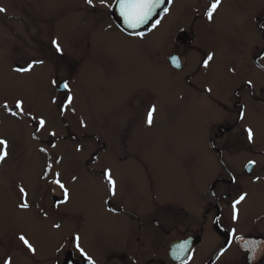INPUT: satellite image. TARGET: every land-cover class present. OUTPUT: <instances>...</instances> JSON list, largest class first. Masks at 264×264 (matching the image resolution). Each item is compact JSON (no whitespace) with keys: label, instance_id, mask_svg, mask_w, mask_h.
Here are the masks:
<instances>
[{"label":"rangeland","instance_id":"1","mask_svg":"<svg viewBox=\"0 0 264 264\" xmlns=\"http://www.w3.org/2000/svg\"><path fill=\"white\" fill-rule=\"evenodd\" d=\"M113 1L105 0L106 7L100 0H0V139L7 141L0 161V264L4 256L10 264H55L71 249L66 241L77 236L98 264H117L106 262L126 244L116 200L140 207L156 191L165 200L153 198L155 209L191 198L207 174L201 172L204 162H213L211 135L237 116L231 111L234 89L247 81L255 88L264 83L253 60L264 47L256 24L264 0H220L211 20L206 13L214 0H173L169 7L168 1L160 23L134 37L113 18ZM173 56L184 64L182 71L174 69ZM34 61L43 62L17 71ZM61 80L68 85L64 91L57 88ZM18 100L22 112L15 109ZM250 108L244 126L253 122ZM230 140L249 142L236 129L214 143L220 148ZM105 172L115 181V194ZM56 173L67 189L64 202V190L51 183ZM199 199V209L187 208L186 227L213 237L207 233L211 216L203 212L206 199ZM22 202L29 207L21 208ZM170 226L174 236L178 225ZM137 255L141 262L147 257L143 247ZM190 264L203 261L196 257Z\"/></svg>","mask_w":264,"mask_h":264},{"label":"flooded vegetation","instance_id":"2","mask_svg":"<svg viewBox=\"0 0 264 264\" xmlns=\"http://www.w3.org/2000/svg\"><path fill=\"white\" fill-rule=\"evenodd\" d=\"M171 4L172 2L168 7ZM263 19L264 15L257 17L256 24L264 40ZM116 27L120 29L118 26ZM122 32L132 37L146 33L145 31ZM259 52L256 56L253 55V60L264 72V65L260 60L264 53V47ZM179 65V68H174L178 72L185 68L182 62H179ZM61 82L66 83L64 80ZM233 93L236 100L231 111L236 109L237 116L235 120L230 119L228 125L225 123L217 125V133L211 135L209 146L214 154L212 158L214 163L209 162V158L204 162L201 172H207V174H203L204 178L199 179L198 187L195 185L192 197L188 199L183 196L178 203H171L173 207L164 203L157 205L161 211L158 208L153 209L151 206L152 201L155 203V197L156 200H165L164 196L156 191H154L155 196L152 195L150 199L140 201L142 203L140 207L129 205L123 198L125 202H119L117 199L116 205L119 204V206L115 209L118 213L116 216L120 218L122 215L120 223L127 233L124 239L126 244L118 254L111 253L106 262H112L114 259L113 262L117 264H190L198 257L203 261V264H264V138L260 140L264 125L261 126L259 120H256L258 118L264 120V83L255 88L253 82L249 84L247 81L244 84H238ZM245 96L249 98L246 99ZM249 102L252 105H248ZM249 106H251L249 110L254 118L251 124L244 126L241 121ZM236 129L247 139L246 129H251L252 140L255 141L230 140L218 148L214 140L224 137L225 134L234 133ZM3 147L0 145V148ZM231 150L237 152H231ZM107 184L109 185L108 182ZM152 185H154L153 182ZM61 193H63V189H61ZM242 195L244 199L236 204L237 218L233 220V203L239 200ZM200 196L206 199V207L203 212L207 217L211 216L210 218L206 217L209 219L207 233L212 234L213 237L203 235L200 227L192 230L186 227L189 222L187 212L191 214L187 208H195L197 202L201 201ZM60 199H62L61 202L65 201L64 197ZM56 200L58 201V199ZM170 200L172 199L170 198ZM123 204L128 207L124 209ZM132 207L135 210H131ZM197 207L199 209V206ZM137 209L140 210L137 211ZM201 218L203 219V217ZM171 222L178 225L175 227L177 233L174 236H171V233L175 232L170 226ZM155 225L157 226L155 227ZM165 226L167 227L165 228ZM196 236L202 237L193 240ZM181 241L199 242L192 246L190 243H184V245L180 244L178 248L171 249L173 244ZM66 242L71 246V249H65L62 259H57L55 264H64L66 256H70L69 264H86L76 249L77 242ZM207 244L210 246H205ZM81 245L80 247L92 258L94 264H98ZM200 246H205L202 247V251L198 250ZM142 247L147 257L143 258L145 260L141 262L137 253L139 254V249ZM149 248L152 253H149ZM182 248L183 254L181 255ZM5 258L6 256L3 257L1 264H4ZM211 259L213 260L211 261ZM40 261L38 260V262Z\"/></svg>","mask_w":264,"mask_h":264},{"label":"snow or ice","instance_id":"3","mask_svg":"<svg viewBox=\"0 0 264 264\" xmlns=\"http://www.w3.org/2000/svg\"><path fill=\"white\" fill-rule=\"evenodd\" d=\"M86 2L89 5H93V0H86ZM114 2L118 5L119 8V14L120 16L124 19L125 23L128 25V27L130 28H137L139 27L141 24L146 23L149 18L152 16L154 9L158 8L162 3H164V0H114ZM172 0H169V3H171ZM100 3L106 7H110V5H107L105 0H100ZM220 3V0H214L213 3H211V6L209 8V10L207 11L206 15L207 17L211 20L213 17V12L216 10V8L218 7ZM5 11L3 8H0V12ZM165 12L168 11V9H164ZM160 23L159 20H157L152 27L155 28L158 24ZM52 44L56 47L57 52H60L61 49L59 47V44L57 41L53 40ZM212 55L209 54L207 59H205L203 61V64L205 67L208 66L209 61L212 60ZM171 60L173 62V64L176 67H180L179 63H178V58L173 56L171 57ZM43 61H34L30 64H28L27 68L25 69H17V71H30L34 64L36 63H42ZM251 82L249 81V84ZM64 88L67 89L68 85L64 84ZM72 97L69 96L68 97V101L69 103L71 102ZM5 108H8V105L5 104L4 105ZM15 109L20 110L21 112L23 111L22 109V101H17L15 104ZM155 106H152L151 108L148 109L147 112V120L146 123L151 125L153 123V118H154V113H155ZM10 114L15 116L17 115V112L12 110L10 111ZM39 126H44L45 125V120L43 118H41L39 120ZM39 130V129H37ZM247 133H248V140L251 141L253 139V132L251 129H246ZM0 145L4 146L3 148H0V161H3L7 155V141L0 139ZM41 151H44V149H41ZM51 170V165H49V168L45 171V177H47L48 171ZM105 175L108 176V183H109V191L112 192L113 194H115V181L111 179V176L109 175L108 172H105ZM52 184L58 185L59 188L64 190V200H67V189L65 188L64 184L61 183L60 179H59V173H56V178L51 180ZM20 192L23 194L25 192V190L23 188L20 189ZM244 196L242 195L239 200L235 201L233 203V209H234V213H233V217L232 219L235 220L236 214H235V207L236 204H238L240 202V200H243ZM21 208L27 209L29 207V204L27 202H22L19 205ZM58 227V225H57ZM74 240L77 242L76 243V249L79 252L80 256L86 261V264H94V261L92 260V258L84 251V249L82 247H80L78 241H79V237H75ZM19 241H21L23 243L24 246H26V248L31 251V252H35V249L33 248L32 244L28 241V239H26V237L24 235H20L19 236ZM183 254V248L181 249V255ZM4 264H10V261H5Z\"/></svg>","mask_w":264,"mask_h":264},{"label":"water","instance_id":"4","mask_svg":"<svg viewBox=\"0 0 264 264\" xmlns=\"http://www.w3.org/2000/svg\"><path fill=\"white\" fill-rule=\"evenodd\" d=\"M168 0H164V3H162L158 8L154 9V12L152 14V16L149 18V20L144 23L141 24L139 27L137 28H130L128 27V25L125 23L124 19L120 16L119 14V8L118 5L114 2L113 6H112V16L115 19V21L119 24L120 27H122L124 30L128 31V32H137V31H146L148 29V27L155 21L158 19V17L161 15V13L164 11V9L166 8V4H167ZM176 57V56H175ZM170 62L171 64H173L171 58H170ZM180 62V60L178 59V63ZM174 65V64H173ZM64 82H60V84L58 85V90L59 91H64L66 90L64 88ZM196 242L199 241H181V242H177L175 244H173L171 246V249H173L174 247L178 248L180 246V244L184 243H190V246L194 245ZM170 249V250H171ZM68 260H70V256H66L65 260H64V264H69ZM213 259H211L212 261ZM210 261V262H211Z\"/></svg>","mask_w":264,"mask_h":264}]
</instances>
